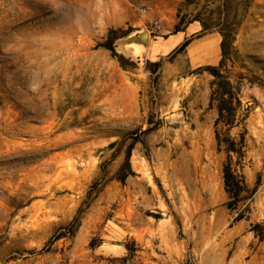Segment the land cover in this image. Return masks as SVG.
I'll return each mask as SVG.
<instances>
[{"label":"rangeland","instance_id":"1","mask_svg":"<svg viewBox=\"0 0 264 264\" xmlns=\"http://www.w3.org/2000/svg\"><path fill=\"white\" fill-rule=\"evenodd\" d=\"M183 2L0 0V264H264V0L229 66L242 220L209 108L222 38L161 47Z\"/></svg>","mask_w":264,"mask_h":264},{"label":"trees","instance_id":"2","mask_svg":"<svg viewBox=\"0 0 264 264\" xmlns=\"http://www.w3.org/2000/svg\"><path fill=\"white\" fill-rule=\"evenodd\" d=\"M195 7V14L188 13L189 8ZM256 7V0H184L182 4V18L176 24L174 33L184 32L194 22L201 25L200 37L211 33H219L221 41L222 59L217 66L207 67L213 76L210 83L211 95L209 108L216 109L218 117L215 122L216 141L219 151L227 154V161L223 167L225 191L230 199L229 208L236 210L244 207L237 220L244 218V212L250 210L246 204L253 198L256 189L251 190L242 174L243 161L246 154L247 130L240 134L237 140L231 136V131L239 127L247 116H240L242 109L241 89L233 81V74L229 68H234L238 62V51L235 46L237 36L247 18ZM186 39L174 53H181L191 44ZM201 71L204 69H200ZM237 160L234 161V157ZM127 164L130 166L129 159ZM124 180L123 178H120ZM256 230V237L264 240V233Z\"/></svg>","mask_w":264,"mask_h":264},{"label":"crops","instance_id":"3","mask_svg":"<svg viewBox=\"0 0 264 264\" xmlns=\"http://www.w3.org/2000/svg\"><path fill=\"white\" fill-rule=\"evenodd\" d=\"M182 34H184V32H179V33H177V34H173V35H170L168 38H167V40L165 41V43H163L162 45H161V47H163V49H166L173 41H175V40H178V43H176V45H175V47L174 48H176V47H178V46H181L182 45V40L184 39L183 38V36H182ZM173 48V49H174ZM172 49V50H173ZM171 51V50H170Z\"/></svg>","mask_w":264,"mask_h":264}]
</instances>
